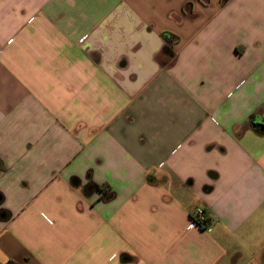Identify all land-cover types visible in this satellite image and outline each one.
Here are the masks:
<instances>
[{"label": "crops", "instance_id": "0c3cea01", "mask_svg": "<svg viewBox=\"0 0 264 264\" xmlns=\"http://www.w3.org/2000/svg\"><path fill=\"white\" fill-rule=\"evenodd\" d=\"M0 195V264H264V0H0Z\"/></svg>", "mask_w": 264, "mask_h": 264}, {"label": "trees", "instance_id": "16d2710c", "mask_svg": "<svg viewBox=\"0 0 264 264\" xmlns=\"http://www.w3.org/2000/svg\"><path fill=\"white\" fill-rule=\"evenodd\" d=\"M75 182H77V180H73ZM83 192L86 195L92 194L94 192H98L101 194V198L104 201H108L112 198V192L110 188H106L105 186H97L91 182L87 183L84 187H83ZM2 201V196L0 195V203ZM4 216V219H8L9 218V213L5 210H0V217ZM196 223L199 225L200 228L205 229L209 223V219L206 217L205 220L203 222H199L195 219ZM7 264H13L12 262H7Z\"/></svg>", "mask_w": 264, "mask_h": 264}, {"label": "built area", "instance_id": "2783aa9c", "mask_svg": "<svg viewBox=\"0 0 264 264\" xmlns=\"http://www.w3.org/2000/svg\"><path fill=\"white\" fill-rule=\"evenodd\" d=\"M205 215L204 212L201 208H198L195 212H194V220L196 219L199 222H203L205 220Z\"/></svg>", "mask_w": 264, "mask_h": 264}, {"label": "water", "instance_id": "95a60500", "mask_svg": "<svg viewBox=\"0 0 264 264\" xmlns=\"http://www.w3.org/2000/svg\"><path fill=\"white\" fill-rule=\"evenodd\" d=\"M256 125L261 126V122L258 119L256 120Z\"/></svg>", "mask_w": 264, "mask_h": 264}]
</instances>
